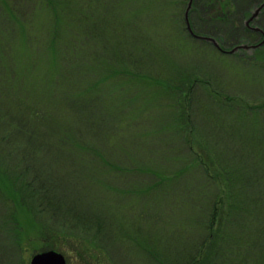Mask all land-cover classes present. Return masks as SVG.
I'll list each match as a JSON object with an SVG mask.
<instances>
[{
    "label": "rangeland",
    "instance_id": "obj_1",
    "mask_svg": "<svg viewBox=\"0 0 264 264\" xmlns=\"http://www.w3.org/2000/svg\"><path fill=\"white\" fill-rule=\"evenodd\" d=\"M192 6L193 0L187 5L186 0H0V84L12 82L1 93L0 100L8 101L1 111L13 108L0 123L12 115L29 129L11 139L17 142L15 151L26 154L20 153L23 161L0 152V264H29L33 254L54 249L44 229L53 208L65 216L60 224L66 227L65 236L57 246L73 252L57 251L67 264H162L155 258L187 264L196 251L193 264H224L234 243L228 234L215 235L218 228L225 229L219 215L229 203L215 154H223L222 164H232L243 143L254 145L247 156L255 162L258 178L235 182L234 197L245 196L239 205L230 202L241 214L234 213V223H228L232 233L235 228L247 240L260 237L264 245L262 210L250 207L246 195L251 189L264 190V51L233 54L235 47L223 51V58L206 53L205 44L195 45L186 37L180 21V14L189 18ZM201 7L194 9L193 21L200 14L203 28L216 26L215 35L229 42L235 35L232 28L208 22L210 14L203 15ZM214 8L209 7L211 13ZM67 57L70 63L62 59ZM192 78L200 80L186 90ZM90 99L83 110L75 106ZM13 103L20 105L21 122ZM218 120L221 128L214 130ZM228 125L234 129L228 131ZM216 133L220 139L205 142V136ZM167 143L171 147H164ZM176 155L184 159L178 161ZM191 157L197 158L195 164ZM183 167L188 168L184 185L197 186L196 191L208 185L214 199L208 225L183 226L188 220L204 224L209 209H202L199 218L190 211L193 204L213 200L208 197H191L188 214L177 217L175 211L168 223L145 218L143 228L132 222L138 216L137 190L152 182L148 176L161 178ZM234 170L240 176L239 166ZM5 171L10 176L32 174L29 189L19 180L17 185L35 214ZM151 193L145 198L158 203L161 197L155 189ZM162 197L170 203L175 198L172 191ZM70 225L75 241L68 237ZM256 250L258 256L264 252Z\"/></svg>",
    "mask_w": 264,
    "mask_h": 264
},
{
    "label": "trees",
    "instance_id": "obj_2",
    "mask_svg": "<svg viewBox=\"0 0 264 264\" xmlns=\"http://www.w3.org/2000/svg\"><path fill=\"white\" fill-rule=\"evenodd\" d=\"M240 1L241 0H193V6L189 11V18L187 17V19H189V22H190L189 25H190L192 32H194L196 35H199L201 37H211V38L216 37V38H214V40L216 41L217 45L214 44L212 41L207 40L205 38L194 37L192 34H190L189 30L187 29V26L184 27V30L186 31V35H187L186 37H191V39L195 45L197 43L205 44V47L208 48L206 53L211 54L214 58L215 57L216 58H223V56H224L223 51L230 50V49L234 48L235 46H239V48L235 49V51L233 50L234 51L233 54H239V53L243 54L245 50L249 51L250 53L254 52V51L257 52L258 50L264 51L263 50L264 42L256 48H248V47H252V45L261 41L263 38V34L261 32H258V31L256 32V31L252 30V28L248 27L246 24L247 20H248V25L259 24V28L264 33V8H263L262 15L260 18L261 20L259 19L256 21L255 20L249 21L253 7H257L260 4L259 2L261 0H245L244 4H240ZM201 2H202V4H204V7H201ZM186 5H187V0H186ZM198 5L202 8V10L204 9L203 12L200 9V11L203 15H205V14L209 15L210 14V16L208 17V22L219 21L221 23H224V25H227L228 27L232 28V31L234 32L235 35L233 36V38L229 42H224L223 37L215 35L216 29H217L216 26H214V27L210 26L208 28L207 25H205L204 27H207V28H203L199 23L200 18H201L200 14H198L195 21H193L192 15L194 13V9ZM210 6L215 7L213 9L212 13L209 10ZM183 12H184V10H183ZM180 16H181L180 21L184 22V25H186L185 14H183V15L180 14ZM203 22H204V20H203ZM222 33L224 34V32H222ZM219 46H220V49H219ZM246 51H245V54H246ZM225 54H227V53H225ZM230 54H232V53H230ZM73 57H75V56H73ZM73 57H71V63L74 62ZM68 58L69 57L62 58V59L67 60L69 62ZM62 59H61V62H62ZM64 63H65V61H64ZM187 80H188V78H187ZM199 80H200L199 78H197V79L192 78L191 87H190V85H187L185 87L186 90H187V88L194 89V87H193L194 85H192V84H195V83L198 84ZM3 82H4L3 84H0V96H1L2 92L4 93L7 90H9L6 87V85H12V82L10 81V83H8V80H6V79H4ZM184 82H186V79L184 80ZM89 101H90V103L79 102L75 106L77 108H81L83 110L82 107H84L85 104H91V101H92L91 99L86 101V102H89ZM7 102L8 101L0 100V120L2 119V116L6 115L5 113L7 111H9V114H11V112L13 110L12 107H7L5 112L1 111V108L5 107L4 105ZM13 104L16 107L15 113L16 114L18 113V116L16 119H19L20 118L19 115L23 116V114L20 113V109H21L20 105L17 103H13ZM20 122H21V118H20ZM214 123H215L214 130H217V129H215V128H217V126L221 128V124H220L219 120L215 121ZM223 123H224L223 126L227 125L226 122H223ZM0 124L1 125L5 124V126L4 125L2 126L4 128L3 129V135L0 137V150H2L0 152H6V154L10 153L12 156V159H21V161H23L25 158L22 160V155L20 153H24V152L15 151V149H16L15 147L17 146L16 145L17 142H13L11 139L13 137L17 140L18 136L27 135L28 131H29L28 127L23 125L24 123H22V122L20 124L18 122H16L15 119H13L12 115L10 116V118L5 119L4 122L0 123ZM7 127L12 128L10 130V132L7 131ZM228 129H229L228 131H232V129H234V128H233V126L228 125ZM218 131L220 132L221 130H218ZM220 134L221 133H216V136L213 135L212 137H211V135H209V136L207 135V137L205 136L204 137L205 142H207L209 140V142L212 143L211 141L215 137L220 139V136H221ZM201 139L204 140L203 138H201ZM7 143L11 146H7L6 145ZM4 146L6 148V151H4ZM209 146H210V144L206 145V149ZM253 146H254L253 143L250 145H247V144L245 145L243 143L242 149H240L241 156L236 160L237 162L233 161L232 164H222L221 161H222L223 154L222 155L215 154L219 157V161H217V162L220 163V165L222 167V168L220 167V171L224 177V179H223L224 182H226L225 186H226V193L227 194H225V198L229 202L227 204L226 212L223 213V216L219 215V221L222 220V217H224L222 226L225 229L223 230L222 228H220V229L218 228V230L221 232L215 231L216 232L215 235L218 237V234H219L221 237L223 235L225 236L228 234L229 237L232 238L233 243H234L231 246L233 248V251H232V248L230 249L229 247L226 250V252H227L230 249V251H229L230 255L226 259H222V263L224 262V264H235V263L236 264H258L259 262H260V264H264V258L263 257L261 258L260 261L256 262V260L259 258V256H261V255L264 256V252H261V255L259 254V256H258L257 250H256V249H259V247L264 248V245H262V243H261L262 242L261 238L260 237L255 238L254 236H252V237H250V238H252L251 241H249L250 238L247 240L244 232H242V236L239 237V231L235 230V228H232V229H234V231L232 233L231 225L228 223L229 220L234 223V221H235L234 219L236 218V214H234V213L241 214L240 209H236V210L232 209V206L236 205V204L230 203V202L231 201H233V202L237 201L236 203L239 205V203H240L239 198L240 197L244 198V196H245V195L240 196V197H238V199L234 197L235 196L234 193L237 191L235 182H237V181L243 182L244 180H252V179L258 178V175H255L254 171H253V169H255V168L253 167L252 164L253 163L255 164V162H253V160H250V159L248 160V156H247V155H249L248 152L252 151ZM164 147L168 148L171 146H169V143H167V144H165ZM82 149H85V148L82 147ZM201 149H204L203 145H202ZM17 153H19V155H17ZM2 154L4 155L5 153H2ZM73 155H74V157L77 156V154L76 155L73 154ZM82 156H83V154H82ZM251 156H253V155H251ZM175 158L178 161H182L184 159V158H181V160H179L178 155H176ZM240 158H243V160ZM196 159L197 158H195V159L192 158L190 161L193 160L192 163L195 164ZM224 159L226 161H228L229 156L226 155L224 157ZM234 166H239V169H240L239 175L240 176L237 175L238 172H236L234 170ZM187 169H188L187 167L186 168L183 167L182 169H178V170L175 169L174 173L162 174L161 178L156 177V179H155V176H148L150 178V181H152V182H148L147 185H144V187L138 188V190H137V192L140 193L138 195V199H137V202H138L137 207L138 208H137L136 213L138 214V216L135 214V219L132 220V222L139 225V227H143V228L146 227V223L143 221L145 218L151 219L152 223H155L156 219H159L158 220L159 223H162V221L165 223H168L171 220L172 216L174 215L175 211L177 212V217L179 216L180 212L188 214L189 203H190L191 197L197 198L198 201H200L201 199H205L206 197H208V199L212 200L213 198H212V195L209 194L210 192L208 190V185H205V187H204L205 183L203 185H201V187L198 191H196L197 186H193L191 188L190 186L183 184L184 183L183 178L188 176L187 175V173H188ZM127 171L129 172L130 169H127ZM69 172L71 173V171H69ZM5 173H7L6 174L7 179L12 180L11 182L17 186L18 192H21V195L23 198V200H21V201L25 202L26 200L24 199L22 191L29 189L28 185H30V183H28V182L32 181L31 180L32 174L26 173L25 175H22L20 172V174H16V176L12 175V174L10 176V174L8 172L5 171ZM79 173L80 172L78 169L74 170V174H79ZM125 176H126V168H125ZM62 177H67V176L62 175ZM77 177L83 178L81 173ZM211 179L215 180L213 178H211ZM18 180L20 181V183L21 182L24 183L25 190H23V189L21 190V188L17 185ZM206 182H208V180ZM164 184H167L166 188L163 187ZM241 185H242V183H241ZM154 189H155V193L158 194V197H161L158 200V203H156L157 201H154L151 198H147V199L145 198V197H147L146 194H148V196L151 197L153 195V193H151V192ZM164 189H165V191H164ZM171 191H172L173 196L177 199L171 198L173 201L171 203L169 201H164L162 196L163 195L164 196L169 195L171 193ZM246 195L249 196V206L250 207L255 206L256 208H259L262 210L261 215H260V217L262 216V218H260V219L264 223V215H263L264 214V190H262L261 193L260 192L257 193V192H255V190L253 191V189H251L246 193ZM169 200H170V198H169ZM25 203L26 204H24V205L27 206L34 213V208L29 205L30 203L29 202L28 203L25 202ZM213 206H214V199L209 203H207L206 201H201V203H199V204L191 205V211L190 212H192L194 215L197 214V218H199V216H201V214L204 213V211L202 209H204V210L209 209L210 212L208 213V215H206L207 217L205 219L204 224H202V225L200 224L201 226L197 225L193 221L188 220V221H185V223L183 224L184 229L187 227V225L206 227L209 223V220L211 221ZM177 207H178V209H177ZM253 210H255V209H253ZM155 212H158L160 214V216H159V214H154ZM145 213H147V214L149 213V216H145L144 215ZM239 216H241V215H239ZM47 217H49L50 221H49V224L47 227L44 226V229H45V231L48 232L46 240L48 241L49 245H51V247L56 249V250H59V248L61 247V249L65 250V252L72 253L73 251L70 247L63 248L62 244H61V246H57L59 242L62 243V240L65 236L63 229H66V227L64 225L60 226V224L63 222V219L65 218L64 214L62 213V215H61V213L57 212V208H53L52 213L50 214L48 212ZM258 221H260V220H258ZM150 222L148 221L147 223H150ZM208 228H209V226H208ZM71 229H73V225L69 226L68 230H70V233H69L68 237L71 238V241H75V240H77V238L74 235L73 236L71 235ZM140 232L142 233V230H140L139 233ZM173 234H175V233H173ZM178 235H179V237H177V240L175 241V243H177L181 234H178ZM149 236H150V234H149ZM128 238H131V237L128 236ZM169 238L171 240H174V238L172 236L171 237L169 236ZM126 240H127V237H125V242H126ZM256 240H257V242L255 243ZM87 241L90 242L91 240L87 239ZM182 241L184 242L183 239L179 240L180 243ZM185 242H187V241H185ZM235 243H236V245H235ZM72 245H74V247H76L75 244L72 243ZM198 252L196 251L194 256H192L190 259L188 258L189 260L186 263L187 264H193L196 261ZM149 254L151 255V253H149ZM246 254H248V255H246ZM153 256L156 257L152 253L151 257H153ZM177 260H181L180 257L175 259L176 263H178ZM155 261H158V262H161L162 264H165L163 260H158L157 258H155ZM179 263H181V262H179Z\"/></svg>",
    "mask_w": 264,
    "mask_h": 264
},
{
    "label": "water",
    "instance_id": "obj_3",
    "mask_svg": "<svg viewBox=\"0 0 264 264\" xmlns=\"http://www.w3.org/2000/svg\"><path fill=\"white\" fill-rule=\"evenodd\" d=\"M190 5V4H189ZM264 5V2L257 8L254 10L252 16H251V19L254 17L255 14L258 13L259 9ZM186 15V14H185ZM186 18V22H187V16H185ZM187 28L189 30V32L195 36V37H200V38H205L207 40H210L212 41L214 44L217 45L216 41L211 38V37H201L199 35H196L194 34L190 27H189V24L187 22ZM29 264H67L66 261H65V258L63 256V254H61L60 252L58 251H55V250H45V251H42V252H38V253H35L31 259H30V262Z\"/></svg>",
    "mask_w": 264,
    "mask_h": 264
}]
</instances>
